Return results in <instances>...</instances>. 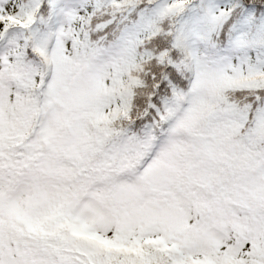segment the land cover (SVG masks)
I'll use <instances>...</instances> for the list:
<instances>
[{
	"label": "snow or ice",
	"instance_id": "snow-or-ice-1",
	"mask_svg": "<svg viewBox=\"0 0 264 264\" xmlns=\"http://www.w3.org/2000/svg\"><path fill=\"white\" fill-rule=\"evenodd\" d=\"M0 264H264V0H0Z\"/></svg>",
	"mask_w": 264,
	"mask_h": 264
}]
</instances>
